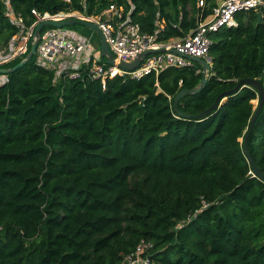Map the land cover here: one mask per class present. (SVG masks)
Instances as JSON below:
<instances>
[{
	"label": "trees",
	"instance_id": "obj_1",
	"mask_svg": "<svg viewBox=\"0 0 264 264\" xmlns=\"http://www.w3.org/2000/svg\"><path fill=\"white\" fill-rule=\"evenodd\" d=\"M221 1L10 3L24 30L38 21L33 11L96 18L116 6L166 44L188 36ZM6 10L0 0L1 49L23 31ZM236 20L212 37L209 82L180 102L182 112L202 113L242 79L264 84V7ZM89 67L55 83L35 57L0 86V264H121L142 241L153 244L156 264H264V182L251 174L242 142L256 91L189 120L173 111L174 99L200 84V66L140 80L117 75L106 89ZM248 147L264 174V111Z\"/></svg>",
	"mask_w": 264,
	"mask_h": 264
},
{
	"label": "built area",
	"instance_id": "obj_2",
	"mask_svg": "<svg viewBox=\"0 0 264 264\" xmlns=\"http://www.w3.org/2000/svg\"><path fill=\"white\" fill-rule=\"evenodd\" d=\"M66 1L70 2V0ZM3 2L5 3V1ZM5 5L7 17L23 31L11 40L8 47L0 48V67L9 65L29 53L35 26L47 19L46 15L41 16L33 11L38 21L30 29L24 30L23 18L15 13L10 0ZM199 6L203 7L204 1H200ZM262 7H264L263 0H222L214 9L213 14L188 36L172 43L157 44L156 35L150 36L143 33L140 25L132 22L129 15L124 19L122 8L111 6L100 16L101 19L104 16L113 17L111 21L104 25H97L106 35L111 52L119 61L131 63L139 55L151 49L176 51L178 55L172 52L154 54L147 57L135 71L124 72L107 65L102 61L100 53L97 54L88 43L83 42L80 37H76V34L71 30L48 27L41 34L36 63L42 68L55 72V83H58L64 74L70 79L78 80L81 78L82 68L90 66V76L93 79H101L103 89H106L107 80L117 75H128L134 80H140L153 73L158 75L170 67L190 66L192 63L187 60V57L202 59L212 68L213 58L210 53L213 45L212 37L226 28L237 27L236 17L238 14L258 10ZM5 82H7V77H0V86ZM152 248V243L142 241L121 264H156L148 256Z\"/></svg>",
	"mask_w": 264,
	"mask_h": 264
},
{
	"label": "water",
	"instance_id": "obj_3",
	"mask_svg": "<svg viewBox=\"0 0 264 264\" xmlns=\"http://www.w3.org/2000/svg\"><path fill=\"white\" fill-rule=\"evenodd\" d=\"M71 26H82V27L95 31L100 38V56H101L102 61L106 62L107 65L116 67L119 70H122L124 72L135 71L136 69L140 67L141 63L147 57L154 55V54L163 53V52H172L178 55L176 51H168L164 49H151L139 55L131 63L122 62V61H119L111 52V49L107 42V37L97 24L89 21L86 18H80L76 16L68 17L66 19H61V20L60 19L58 20L57 17H53L49 19H44L42 22H40L39 24L35 26L30 51L27 54V56L18 65H16L13 68L0 69V75L8 77L9 75L15 73L19 69L28 65L31 62V60L36 57L37 48L40 42L41 34L45 28L53 27V28L64 29V28L71 27ZM187 60H189L192 64L200 66L203 69V80L200 82V84L195 89H191V90L185 89L176 95L174 99L173 111L182 118L189 119V120L206 119L213 112H215L218 108H220L222 104L229 97L236 95L241 90L249 88V89L256 91L258 98H259L257 102V107L255 109V114L252 120L250 121L247 133L244 139L242 140V142H243L244 153L251 166V174L253 175V177L258 178L260 181L264 182V174L261 172L260 168L256 164L254 158L249 152V147H248L249 140L254 132L256 123L259 117L261 116L262 112L264 111V84L260 80H257V79H250V78L242 79L238 82V84L236 85L234 89L225 91L222 94H220L217 97L214 104L209 109L197 115L186 114L181 111L180 102L189 95L199 94L204 89V87L208 84L210 72L212 70L211 66L202 59H199L196 57H187Z\"/></svg>",
	"mask_w": 264,
	"mask_h": 264
},
{
	"label": "rangeland",
	"instance_id": "obj_4",
	"mask_svg": "<svg viewBox=\"0 0 264 264\" xmlns=\"http://www.w3.org/2000/svg\"><path fill=\"white\" fill-rule=\"evenodd\" d=\"M3 1H5V3H8V0H3ZM72 16H74V15L61 16L57 19H66V18L72 17ZM52 17H54V16H52ZM77 17H79V16H77ZM80 18H86L93 23L104 25V24L110 22L113 17L110 18L108 16H104L103 19H101V17L88 18V17H85V16L80 14ZM64 30H71L73 33H75V31H76V32L83 34L84 36H80V39L86 43H88L87 40H89L91 45H92L90 48H93L95 50V52H97V54L100 53V38L95 31L88 29V28H85V27H82V26H71V27L64 28ZM25 33H26V31H25ZM94 46L96 48H94ZM0 77H3V75H0ZM257 102H258V100L254 102L255 107H257Z\"/></svg>",
	"mask_w": 264,
	"mask_h": 264
},
{
	"label": "crops",
	"instance_id": "obj_5",
	"mask_svg": "<svg viewBox=\"0 0 264 264\" xmlns=\"http://www.w3.org/2000/svg\"><path fill=\"white\" fill-rule=\"evenodd\" d=\"M75 34H76L77 37L84 36L83 34H81V33H79V32H76V31H75ZM176 40H177V39L172 40L170 43L175 42ZM87 41H88V45L91 47L92 45H91L90 41H89V40H87ZM94 48H96V47L94 46ZM4 79H5V78H4Z\"/></svg>",
	"mask_w": 264,
	"mask_h": 264
}]
</instances>
